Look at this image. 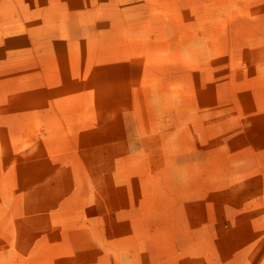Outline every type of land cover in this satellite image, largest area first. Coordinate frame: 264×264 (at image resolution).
Instances as JSON below:
<instances>
[{
    "label": "rangeland",
    "instance_id": "rangeland-1",
    "mask_svg": "<svg viewBox=\"0 0 264 264\" xmlns=\"http://www.w3.org/2000/svg\"><path fill=\"white\" fill-rule=\"evenodd\" d=\"M0 264H264V0H0Z\"/></svg>",
    "mask_w": 264,
    "mask_h": 264
}]
</instances>
